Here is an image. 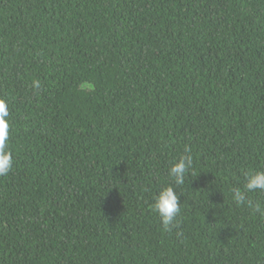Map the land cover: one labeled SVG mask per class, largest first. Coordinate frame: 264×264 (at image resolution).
Masks as SVG:
<instances>
[{"label":"trees","instance_id":"16d2710c","mask_svg":"<svg viewBox=\"0 0 264 264\" xmlns=\"http://www.w3.org/2000/svg\"><path fill=\"white\" fill-rule=\"evenodd\" d=\"M0 101V264H264V0H0Z\"/></svg>","mask_w":264,"mask_h":264},{"label":"clouds","instance_id":"9594fccd","mask_svg":"<svg viewBox=\"0 0 264 264\" xmlns=\"http://www.w3.org/2000/svg\"><path fill=\"white\" fill-rule=\"evenodd\" d=\"M40 86V81H33L35 89H39ZM7 116V105L4 101H0V176L8 175L14 163L11 152L6 149L8 121L5 117ZM193 168V155L190 149L185 148V154L169 170V175L173 178L175 187L171 185L165 187L154 197L155 202L152 205V210L159 215L166 231H171L172 228H179L180 226V196L175 188L185 184L186 177L193 174ZM257 190L264 191V171H253L246 174L244 191L233 188L232 199L237 205L247 204L255 213H259L260 216L264 217V205L261 203L253 204L245 195L246 192H256Z\"/></svg>","mask_w":264,"mask_h":264}]
</instances>
